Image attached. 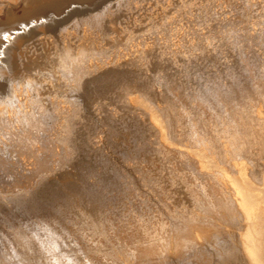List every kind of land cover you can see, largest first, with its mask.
<instances>
[{"label":"rangeland","instance_id":"1","mask_svg":"<svg viewBox=\"0 0 264 264\" xmlns=\"http://www.w3.org/2000/svg\"><path fill=\"white\" fill-rule=\"evenodd\" d=\"M85 3L72 2L60 15L48 12L46 17L53 13L54 18H58L67 8ZM107 3L112 5L109 15L114 18L111 24L104 22L88 28L80 23L69 29L67 34L56 38V44H53V47L70 53L74 60L84 61L83 67L91 70L85 83V95L80 96L83 103H63V95L68 94L64 82H59V85L56 81L52 87L39 83L35 86L31 82L33 86L29 85V71L28 75L25 73L28 79L24 77L28 63L42 48L37 38L45 33H35V30L44 27L50 20L23 24L11 34L13 41L6 42L2 47V50L11 48L9 53L0 54V58L7 60L2 67L18 69L11 75L16 78L13 93L8 78L3 80L5 85L1 90L3 88L6 92L2 90L3 96L12 98L15 90L21 87L11 102L7 103L9 96L0 99L2 264L18 261L14 256L17 253L11 247L9 249L12 243H16L15 247H24L22 254L27 253L24 256L26 259L35 251L37 259L33 257L34 254L29 257L34 258L35 262L41 259L39 262L42 264H49L47 258H52L46 255L49 252L50 255L58 254L63 258L64 253L71 254L74 257L72 264H96L97 261V264H120L127 255H132L131 260L137 263V244L138 247L140 243V246L142 243L148 246L158 236L159 239H168L171 245L169 247L167 243V247L172 252L176 250L178 255L182 252L178 250L184 247L187 249H183V252H193L194 247L197 252L194 250L196 253H190L191 256L181 253L189 258L187 261L182 255V261L175 257V252L172 254L167 248L160 249L162 252H156H160L157 258L154 254L150 257L156 262L149 258L151 261L148 259L147 264H183L186 261L188 264H206L207 261L209 264H220L218 261L228 264L216 255L213 238L207 239L211 240V246L207 240H199L195 228L187 223L194 219L188 217L189 206L187 204L184 207L186 196L185 199L181 198V194H195L194 188H198L197 182L194 185L193 181L197 170L192 169L184 161L185 158L174 155V152H171L172 155L163 147L148 109L133 102L132 98L144 100L161 117H165L179 133V137L177 134L173 137L179 142L204 149L223 164L229 158L231 161L253 162L255 155L264 152V0H108ZM21 36L24 37L15 41ZM34 43H38V46ZM19 82L24 85L19 84L16 88ZM25 84L35 87L37 93L39 89H44L39 92L38 98L37 93L33 95V88H28L33 92V103H29L31 98L25 95L31 92H25L24 89L28 87ZM9 92L12 95L7 94ZM17 96L19 99L23 97V101L16 103ZM10 108L13 109L12 113L8 112ZM27 115L32 119L31 123ZM183 177H187L185 183L181 182ZM186 182L189 184L186 185ZM178 186L179 189L176 188ZM181 187L189 188L190 191L192 189L193 192L188 193V190L185 193ZM201 198V202L206 204L208 197L202 195ZM165 202H169L168 205ZM173 218L178 219L171 231V222H176ZM167 221L170 223L167 224ZM183 222L194 230L188 232L189 227H185ZM165 223L166 226H163ZM219 224H225L221 226L222 230L227 226L229 229L224 232L216 228L217 234L224 232L227 235L231 230L235 231L234 227H229L232 224ZM178 225L182 230L185 227L186 231H178ZM164 228L175 234L167 232V235L168 230ZM213 232L216 234V230ZM177 234L181 236L182 242L178 240ZM190 234L193 243L187 242L190 238L187 235ZM168 236H173L175 241L169 240ZM176 240L179 241L177 246L174 245ZM183 240L192 244L193 248L184 245ZM49 243L52 247L48 246ZM46 245L49 247L47 250ZM64 245L67 250L69 246L70 251ZM117 247L125 254L127 251L130 253L119 254ZM26 248L27 252L24 250ZM226 248L233 250L235 247L228 244ZM71 249L75 250L74 254ZM166 250L168 252H163ZM234 250L237 251V248ZM40 251L45 255H40ZM198 255H201L200 261L198 259L201 263H196L192 257ZM63 258L60 260L68 264ZM88 259H91L88 261L91 263L86 261Z\"/></svg>","mask_w":264,"mask_h":264},{"label":"bare ground","instance_id":"2","mask_svg":"<svg viewBox=\"0 0 264 264\" xmlns=\"http://www.w3.org/2000/svg\"><path fill=\"white\" fill-rule=\"evenodd\" d=\"M87 2L85 3L84 5H75V6H72L70 7L69 9L67 8L66 12L59 16L61 12L64 11V9L69 6L72 2ZM108 0H96V1H93V0H0V54H5V53H9L11 48H8L6 50H2V47L3 45L10 41L12 42L13 39L10 37L11 34H14L13 32L18 30L17 28L20 27L23 25V24H29L31 22H34V21H38V20H50V22H48L47 24H45L44 27H41V28H38L37 30H35L36 32L35 33H40L43 31V33H45V35L41 34L42 36H38L39 38V43H41L42 45H39L41 46L40 48V51L37 52V54L33 53V55L35 54V57H33L29 62L26 61L28 63V70H26L25 73H27V71H29V73H27V75L29 74L30 75V78L31 81L29 83L32 84L31 82H33V84L36 86L37 83L39 84H42V85H49L50 87H52L53 84H55L54 82H61V83H65L66 87V91L68 92V94H64L63 95V100H65L63 103H83L82 102V99L80 98L81 95H85V83L88 79V76H89V73L91 70H87L86 67H83V63L84 61L82 60H74L72 57H71V54L66 52L65 50H62V49H58L56 48V46L53 47V44L55 45L56 44V40L58 38H60V36L64 35V34H67L68 30L73 28V27H76L78 24L82 23V24H85L88 28H92L94 26H99L101 25L102 23L104 22H107L108 24H111L113 21V18L114 16L112 15H109L110 14V11H111V8H112V5L110 3H107ZM118 2V1H117ZM48 12H53V13H57L59 14L58 15V18H54V15L53 13H51V15L49 14L48 17L47 14ZM108 19H106V16H108ZM30 20V21H29ZM28 21V22H27ZM71 21V24L69 25L68 22ZM25 22V23H24ZM25 27V26H24ZM26 28V27H25ZM7 33H9V36L7 35ZM34 33V32H33ZM34 33V34H35ZM5 34H6V37L7 39H5ZM32 33L28 34V36H30ZM22 37L24 36H21L19 37L18 39H16L15 41H19ZM57 38V39H56ZM35 41V40H33ZM38 41V40H37ZM36 44V43H34ZM38 44V43H37ZM36 44V46H38ZM35 46V47H36ZM39 48V47H38ZM37 50V49H36ZM35 51V49H34ZM38 51V50H37ZM7 60H4L3 58H0V90H1V87H3L5 84L3 83V80L4 79H7L9 80L10 82V89L12 90V93L14 92L13 90V86L14 83L16 82L14 77H11V75L13 76V71H15L14 73H16V69L13 70V68L11 66H9L8 68H3L2 65L6 62ZM26 64V63H24ZM27 65V64H26ZM88 65V64H87ZM20 66H23L20 65ZM25 66V65H24ZM19 68V67H18ZM22 68V67H20ZM25 68H27L25 66ZM18 70V69H17ZM22 72V73H23ZM21 73V72H20ZM19 74V73H18ZM27 75L25 74L24 77L25 79L27 80L28 77ZM16 76V74H15ZM18 76V75H17ZM21 77V76H19ZM57 77V79H56ZM10 78L12 79V81H10ZM18 78V77H17ZM22 78V77H21ZM20 79V78H19ZM24 79V80H25ZM19 81V80H18ZM27 82V81H25ZM35 82V83H34ZM59 83V85L61 84ZM22 85L23 83H16V88L18 87V85ZM32 84V85H33ZM37 84V85H39ZM24 85V84H23ZM26 85V84H25ZM33 85V86H34ZM28 86V85H26ZM25 86V88H26ZM7 87V86H6ZM13 87V88H12ZM37 87H41V86H37ZM36 87V88H37ZM20 88V89H19ZM18 89L21 91V87H19ZM28 88H33V87H27L25 92L27 91H31L30 89L28 90ZM42 88V87H41ZM45 88V87H43ZM15 89V88H14ZM17 90H15V92L17 93ZM3 90V88H2ZM1 90V91H2ZM8 89V91H11ZM22 90H23V86H22ZM33 91L35 90V87L32 89ZM40 91L42 89H39ZM46 90V89H45ZM0 91V99L1 98H5L9 95H4L3 96V91L5 92V90H3L2 92ZM39 91V92H40ZM44 91V89L42 90ZM24 92V94H25ZM39 92L37 93V89L36 91H34V94L35 95L37 93L38 95V98L40 97L39 96ZM6 93V92H5ZM4 93V94H5ZM11 92L7 93V94H11ZM16 93L14 95H12V98L13 96H16ZM33 93L32 91L25 95H27L28 99H26L25 101L30 103H33L34 101V96H32ZM18 94V93H17ZM20 94V93H19ZM22 94V93H21ZM24 94H22V96H25ZM31 94V95H30ZM36 95V96H37ZM20 96V95H19ZM17 96V98L19 97ZM21 96V97H22ZM32 96V97H31ZM26 97V98H27ZM10 96H9V100L7 101V103L11 102V99ZM23 98V97H22ZM18 98L17 101H15L16 103H20L22 100ZM25 98V97H24ZM36 98V97H35ZM37 98V99H38ZM15 99V98H14ZM13 99V101H14ZM33 99V101H32ZM2 100V99H1ZM0 100V101H1ZM23 101V100H22ZM132 101L143 106L144 108L148 109V112H149V115H150V118L154 124V126L156 127L158 133H159V137L161 138V142H162V145L163 147H166V150L168 149L169 150V153L171 152H174V155H178L179 157L181 158H185L184 161L193 169H196L197 170V174H195V180H191L194 182V185H195V181L197 182L196 183V186L198 189H195L194 188V191H195V194L192 195L191 194H184L180 197L181 198H184L186 196V204H184V207H186L185 205L188 204L189 206V209H188V217L189 216H192V218L194 220L192 221H189L187 223L191 224V226H193L197 232V235H199V240L202 238V239H212L213 238V242L215 244V249L217 250V253L216 255L218 254L219 255V258L222 259V262H228V264H240V262H244L243 264H264V152L263 154H260V155H255L253 158V162H250L249 160H233L231 161V159L229 158L227 161L226 164H223L221 163V161H219L217 158H215L214 156H212L209 152H207L206 150L204 149H199V148H194V147H191L189 146L188 144H184V143H181L179 142V140H176L174 139L173 137H176V134L178 135L179 133L176 131V129L174 128L173 125H171V123L167 122V120L165 119V117H161V115L153 110L152 108H150L146 102L144 100H141L139 99L138 97H133L132 98ZM14 102V103H15ZM13 103V102H12ZM25 103V102H23ZM35 103V102H34ZM14 106H12L13 108ZM12 108H10L11 110H8V112L10 111L12 113ZM16 109V108H14ZM19 113V112H18ZM26 114V113H25ZM28 114V113H27ZM16 116V115H15ZM20 117V113L18 115ZM25 116V115H24ZM22 117V116H21ZM26 117V116H25ZM17 118V117H16ZM27 118L29 119L28 115H27ZM26 118V119H27ZM32 120L31 118L29 119V121ZM28 121V122H29ZM6 122V121H5ZM20 123V120L18 121ZM22 122V121H21ZM27 122V121H25ZM24 122V123H25ZM27 122V123H28ZM31 123V121L29 122ZM35 123V122H34ZM38 123V122H37ZM18 125V124H17ZM22 125V123L20 124ZM25 125V124H24ZM30 125V124H29ZM34 126V125H33ZM32 126V127H33ZM37 126V124L35 125ZM13 127V126H12ZM16 127V126H15ZM24 127V126H23ZM22 130V128H21ZM24 131V130H22ZM177 132V133H176ZM12 133V132H11ZM179 137V135L177 136ZM29 142V141H27ZM21 143V142H20ZM12 144V143H11ZM13 145V144H12ZM11 146V145H10ZM14 147V145H13ZM8 148V147H6ZM167 152V151H165ZM176 153V154H175ZM173 155V153H171ZM166 157V156H165ZM176 157V156H175ZM168 158V157H167ZM167 158H165V160H167ZM174 158V157H173ZM180 158V159H181ZM176 159H179L178 157ZM168 161V160H167ZM174 161V160H172ZM182 161V160H181ZM169 162V161H168ZM183 162V166L185 165ZM167 162H165L166 164ZM171 163V161L169 162ZM168 163V164H169ZM173 163V162H172ZM178 163V162H177ZM180 163V162H179ZM178 163V164H179ZM176 164V163H175ZM177 164V165H178ZM172 165V164H170ZM187 165V167H188ZM169 166V165H168ZM167 166V167H168ZM179 166V165H178ZM181 166V165H180ZM176 167V165H175ZM182 167V166H181ZM186 167V166H185ZM189 167V168H190ZM177 168V167H176ZM190 168V169H191ZM168 168H165V170H167ZM171 169V168H170ZM174 169V168H173ZM172 169V170H173ZM181 169V168H180ZM179 169V171H180ZM191 169V170H192ZM176 170V169H175ZM185 170V169H184ZM196 170H194L196 172ZM174 171V170H173ZM178 171V170H176ZM170 172V171H169ZM190 172V171H189ZM173 173V172H172ZM175 173V172H174ZM173 173V174H174ZM180 173V172H179ZM184 173V172H183ZM194 173V172H193ZM167 174H168V171H167ZM177 174V173H175ZM174 174V175H175ZM181 174V173H180ZM25 175V174H24ZM119 175V174H118ZM184 175V174H183ZM186 175V174H185ZM188 175V174H187ZM191 175V174H190ZM121 176V175H120ZM178 176V175H176ZM191 177V176H190ZM177 178V177H176ZM180 178V177H179ZM187 177H185L186 179ZM181 179V178H180ZM184 179V177H183ZM181 182H184L187 180L184 179V181ZM199 179H201L199 181ZM178 180V179H177ZM189 180V179H188ZM190 181V180H189ZM188 181V182H189ZM180 182V181H179ZM181 182H180V185H181ZM186 182V185L187 183ZM199 182V183H198ZM192 183V182H190ZM189 184V183H188ZM193 185V183H192ZM190 186V185H189ZM188 186V187H189ZM192 187V186H191ZM176 188H180L179 186L176 187ZM183 188V187H181ZM177 189V191H179ZM185 193L186 191L188 192L189 188L186 189V188H183ZM191 189V188H190ZM167 192V191H166ZM193 192L192 189L191 191L189 190L188 193H191ZM170 193V192H169ZM182 193V192H180ZM198 193V194H197ZM207 196L208 197V200H209V204L207 203L208 200H204L206 202L205 203H202V195ZM171 195V193H170ZM172 196V195H171ZM173 196H177L176 195H173ZM172 198V197H171ZM179 198V197H178ZM185 199V198H184ZM183 199V200H184ZM167 200V198H166ZM173 200V198H172ZM179 200V199H178ZM169 201V199H168ZM175 201V200H174ZM173 202V201H172ZM185 201H182V203H184ZM201 202V203H200ZM168 205L169 202H165L164 204ZM180 203V202H179ZM174 204V203H173ZM205 204V205H204ZM172 205V204H171ZM175 205V204H174ZM173 205V207H174ZM178 206V205H177ZM182 206V204H181ZM187 206V207H188ZM98 207V206H97ZM97 207H94V208H97ZM167 207V206H165ZM92 208V209H94ZM99 208V207H98ZM97 208V210H99ZM172 208V207H171ZM91 209V210H92ZM101 209V208H100ZM168 209V208H165V210ZM180 209V208H179ZM184 209V208H182ZM191 209V210H190ZM170 210V209H169ZM167 210V212L169 211ZM172 210V209H171ZM177 210V209H176ZM175 210V211H176ZM185 210V209H184ZM183 210V211H184ZM187 210V208H186ZM93 211V210H92ZM173 211V210H172ZM90 212V210H89ZM94 212V211H93ZM92 212V213H93ZM98 212V211H97ZM170 212V211H169ZM178 212V210L176 211ZM181 212V211H180ZM179 212V214H180ZM186 211H184L185 213ZM91 213V212H90ZM95 213V212H94ZM99 213V212H98ZM101 213V211H100ZM171 213V212H170ZM174 213V212H173ZM183 213V212H182ZM183 213V214H184ZM89 214V213H86V215ZM172 214V213H171ZM177 214V213H176ZM182 214V215H183ZM90 215V214H89ZM170 215V214H169ZM175 215V213H174ZM185 216L186 219H189ZM93 215H91L92 217ZM95 216H97L95 214ZM94 216V217H95ZM89 217V216H88ZM98 217V216H97ZM95 217V218H97ZM173 217V216H172ZM99 218V217H98ZM103 219V218H102ZM101 219V220H102ZM174 219V218H173ZM172 219V220H173ZM178 218H175L174 220H176ZM191 219V218H190ZM197 221H196V220ZM167 220V219H166ZM165 220V221H166ZM171 220V221H172ZM103 221V220H102ZM116 221V220H115ZM105 222V221H104ZM113 222V221H112ZM154 222V221H153ZM219 222H223V223H228L227 225H230L229 227H234L235 231H232L231 232H226L227 235L224 233L225 230H227L228 226L226 228H224L222 230V227L221 226H225V224L221 225L219 224ZM155 223V222H154ZM170 222L167 221V224H169ZM181 223V222H180ZM179 223V224H180ZM218 223V224H217ZM108 224V223H107ZM106 224V225H107ZM110 224V222H109ZM112 224V223H111ZM119 225V223H117ZM124 224V223H123ZM153 224V223H152ZM184 224V222H183ZM219 225L221 227H216L217 225ZM114 225V223H113ZM125 225V224H124ZM155 225V224H154ZM171 225H172V228H171V231H173V228L177 225V220L176 222L175 221H172L171 222ZM181 225V224H180ZM187 224H184L185 227ZM115 226V225H114ZM112 226V227H114ZM150 226V225H148ZM163 226H166V223L165 225ZM169 226V225H168ZM167 226V227H168ZM179 226V225H178ZM183 226V225H182ZM183 226V227H184ZM191 226H188L189 230L187 229V231L189 232L191 229L190 227ZM109 227V226H108ZM111 227V226H110ZM130 227V226H129ZM144 227H146V225H144ZM180 229L178 231H182L185 230L183 228L182 230V227L179 226ZM105 228V227H104ZM107 228V227H106ZM116 228V227H115ZM124 228V226H123ZM131 228V227H130ZM137 228V227H136ZM139 228V227H138ZM153 228V227H152ZM169 228V227H168ZM169 228V229H170ZM194 228L192 230H194ZM219 228V230L221 231H224V232H221V231H218L224 234H217V229ZM114 229V228H112ZM117 229V228H116ZM147 229V228H146ZM149 230H152L150 228H148ZM156 229V225H155V228ZM161 229V228H160ZM168 231H166V230ZM169 229L167 228H164V230L167 232H170ZM176 229V228H175ZM229 229V228H228ZM232 229V228H230ZM134 230V229H133ZM141 230V229H140ZM148 230V231H149ZM158 230V229H157ZM177 230V229H176ZM175 230V231H176ZM216 230V234H214L213 231ZM154 231V230H152ZM162 231V230H161ZM177 231V232H178ZM186 231V230H185ZM144 232V231H142ZM151 232V231H150ZM149 232V233H150ZM158 232V231H157ZM164 232V231H163ZM176 232V233H177ZM181 232V233H182ZM193 232V231H192ZM191 232V233H192ZM173 232H170L169 234H172ZM179 233V232H178ZM180 233V234H181ZM213 233V234H212ZM93 234V233H92ZM127 234V233H126ZM153 234V233H152ZM158 234V233H157ZM175 233H173L172 235H174ZM185 234H187L185 232ZM194 234H196L194 232ZM193 234V235H194ZM229 234V235H228ZM129 235V234H127ZM140 235V234H139ZM146 235V233H145ZM156 235V234H155ZM158 235H161V234H158ZM164 235V234H163ZM162 235V237H163ZM168 235V233H167ZM197 235L194 237H197ZM92 236V235H91ZM135 236V235H134ZM149 236V235H148ZM179 236L180 235H176ZM176 236H174L176 238ZM184 236V234H183ZM182 236V239H184ZM187 236H190V238H188ZM185 235V237H187L189 240L191 239V234L190 235ZM140 237V236H138ZM150 237V236H149ZM147 237V238H149ZM156 237V236H155ZM166 237V236H165ZM169 237V236H168ZM167 237V238H168ZM173 237V236H172ZM172 237L169 239V240H174L172 239ZM181 237V236H180ZM120 238V237H119ZM125 238V237H124ZM141 238V237H140ZM145 238V237H144ZM152 238H153V235H152ZM157 238V237H156ZM155 238V239H156ZM193 238V237H192ZM196 238V239H198ZM97 239V238H96ZM143 239V238H142ZM150 239V238H149ZM158 239H159V236H158ZM156 239L155 242H153L152 244L150 243L148 246H144L143 243L142 245L140 246L139 244V247H138V244H137V247L135 251L136 254H137V257L135 259L138 260V262H134L131 260L130 256L132 255H127L128 253H130L129 251H125L127 254L123 253V251L119 252L120 253H123L127 256H124V258L121 256V258H123V260L119 257L118 259L119 260H122L121 262L124 261V264H145L146 261L154 254V256L157 258L158 254H160V252H162L160 249H164L167 248V243L170 247V241L168 242L166 239L164 238H160L159 240ZM177 239V238H176ZM120 240V239H119ZM141 240V239H140ZM148 240V239H147ZM146 240V241H147ZM178 240L181 241V239L179 238ZM174 242L173 244L175 246H177V241ZM186 240V239H185ZM183 240V244L184 245H188V246H193L192 244L189 245L187 242H191V240H187V242ZM204 240V241H205ZM154 241V240H151V242ZM167 241V242H166ZM175 241V240H174ZM184 241L186 242V244L184 243ZM193 241V240H192ZM198 241V240H197ZM208 241V244L211 246V244L209 243L210 241ZM125 242H128V241H125ZM150 241H148L149 243ZM194 242V241H193ZM191 242V243H193ZM196 242V241H195ZM206 242V241H205ZM230 242V243H229ZM25 243V242H24ZM104 243V242H103ZM101 243V244H103ZM122 243V242H121ZM120 243V244H121ZM133 243V242H132ZM147 243V242H146ZM179 243V241H178ZM212 243V242H211ZM123 244V243H122ZM128 244V245H127ZM126 244V247L129 246V243ZM166 244V245H165ZM182 244V243H180ZM179 244V245H180ZM196 244V243H195ZM228 244H231L232 245V248H237V251L236 250H232V249H227L226 248V245L228 247ZM13 245V246H12ZM11 246H9V249L11 247V249L16 252L17 254H15V258H17V262L15 263H8L6 262L5 264H42L40 263L39 261L35 262V259H37L35 256V251L34 253L32 252L33 249H30L32 250V254H34L33 257L34 258H30L29 256H32V254L28 256V259H26L23 255L24 253L22 252L23 248L21 249L20 246L18 247H15L14 243H12ZM23 245V244H22ZM106 245V244H105ZM25 246V245H24ZM30 246V245H29ZM34 246V245H33ZM49 247H52L51 246V243H49L48 245ZM47 245L45 247L46 250L49 248ZM65 246V245H64ZM99 246V245H98ZM107 246V245H106ZM105 246V247H106ZM166 246V247H165ZM173 246V245H172ZM197 246V244H196ZM8 247V246H7ZM122 247V246H121ZM124 247V248H126ZM179 247V246H178ZM178 247H173L174 249H177ZM183 247V245H182ZM181 247V248H182ZM213 247V245H212ZM230 247V246H229ZM30 248V247H29ZM28 248V249H29ZM31 248H33L31 246ZM40 248V247H39ZM61 248V247H60ZM66 250H67V246H65ZM64 248V249H65ZM99 248H102V247H98ZM172 248V249H173ZM180 248V247H179ZM190 248V247H189ZM193 248V247H192ZM198 248V247H197ZM35 249V248H34ZM38 249V248H37ZM38 253H39V250H37ZM45 249V248H44ZM51 249V248H50ZM54 249V248H53ZM51 249V250H53ZM58 249V246L57 248ZM62 249V248H61ZM96 249V248H95ZM106 249V248H105ZM108 249V248H107ZM116 249V248H115ZM117 249V250H118ZM132 249V247H131ZM184 250L187 249V247L183 248ZM183 249L181 250H178L179 251H182L181 253H184L183 252ZM199 249V248H198ZM227 249V250H226ZM25 252H27V248L24 249ZM43 250V249H42ZM72 250V249H71ZM83 250V249H82ZM109 250V249H108ZM112 250V249H111ZM118 250V251H119ZM125 250V249H123ZM127 250V249H126ZM192 251L191 249H188V251ZM194 250H196L197 252V249L194 247ZM193 250V252H185V256L189 253H196L195 251ZM204 250V249H203ZM203 250H199V251H203ZM214 250V248L212 249ZM29 251V250H28ZM50 251V250H48ZM47 251V252H48ZM57 251V250H56ZM55 251V252H56ZM60 250H58L59 252ZM67 251H70L69 249V246H68V250ZM73 251V250H72ZM72 251L70 253H72ZM75 251V250H74ZM74 251H73V254H74ZM99 251V250H98ZM106 251V250H105ZM160 251L158 254L156 252ZM174 251V250H173ZM198 251L197 254H199L200 252ZM207 252V250H204ZM5 252V251H4ZM8 252V251H7ZM10 252V251H9ZM42 252V254L40 255H45V250L43 253V251H40ZM57 252V253H58ZM62 253H64V250L62 251ZM85 252V250H84ZM87 252V251H86ZM91 252V251H90ZM93 252V251H92ZM104 252V251H103ZM113 252V251H112ZM133 252V251H132ZM131 252V253H132ZM163 252H168L167 250L166 251H163ZM169 252H171L172 254H174V252L177 254H175V257H178L179 259L181 258V253L180 255H178V253L176 252V250L174 252H172V250L170 251L169 249ZM214 252V251H213ZM212 252V254H213ZM23 253V254H22ZM37 253V254H38ZM52 253V252H51ZM54 253V251H53ZM60 253V254H62ZM69 253V252H68ZM83 253V252H82ZM105 253V252H104ZM109 253V252H108ZM117 253V251H116ZM156 253V255H155ZM205 253V252H204ZM215 253V252H214ZM4 254H7L6 252ZM83 254H88V253H83ZM82 254V255H83ZM110 254V253H109ZM118 254V253H117ZM116 254V255H117ZM118 254V255H119ZM121 254V255H123ZM133 254V253H132ZM190 254V256H191ZM203 254V253H202ZM206 254V253H205ZM39 255V254H38ZM46 255H49L48 257H52L53 258V262L52 264H67V263H64V261L60 258H63V257H60L62 255H50V252L49 254H46ZM80 255V254H79ZM92 255V254H91ZM115 255V254H114ZM113 255V257H114ZM163 255V253H162ZM194 255V254H193ZM196 255V254H195ZM208 255V254H207ZM206 255V256H207ZM210 255V253H209ZM215 255V254H214ZM213 255V256H214ZM215 255V257H216ZM64 256L66 261H68V264L70 262V264H72L71 262H73V258H72V255L71 254H67L65 255L64 253ZM75 256V255H74ZM77 256V255H76ZM81 256V255H80ZM79 256V258H80ZM86 256V255H83V257ZM133 256L135 257V255L133 254ZM164 256V255H163ZM184 256V255H183ZM184 256V257H185ZM199 256L201 258V255H198V257L196 256H192L194 257L195 259V262L196 263H201L199 262L200 259H199ZM212 256V255H211ZM1 257L0 256V264H2V262H4L3 260H1ZM46 257V256H45ZM90 257V256H89ZM94 257V256H93ZM117 257V256H116ZM132 257V258H134ZM161 257V255L159 256ZM196 257V258H195ZM208 257V256H207ZM206 257V258H207ZM51 258V259H52ZM76 258V257H75ZM78 258V256H77ZM76 258V259H77ZM153 258V257H152ZM152 258H150L152 260ZM162 258V257H161ZM161 258H160V261H161ZM187 258V261H189V258L188 256L185 257ZM203 258V257H202ZM209 258V257H208ZM211 258V257H210ZM214 258V257H213ZM218 258V257H217ZM50 258L48 259L47 258V261H49V264L52 262H50L51 260ZM93 259V258H92ZM108 259V258H107ZM116 259V258H115ZM149 259V260H150ZM184 260V258H181V260ZM190 259H192L190 257ZM199 259V261H198ZM78 260V259H77ZM91 259H88L86 260L87 262L90 261ZM117 260V259H116ZM119 260H117V262H120ZM148 260V261H149ZM150 260V261H151ZM153 260H155L153 258ZM180 260V261H181ZM182 260V261H183ZM186 260V259H185ZM202 260V259H201ZM210 260V259H208ZM213 259L211 258V261ZM43 261V260H42ZM46 261V260H44ZM159 261V262H160ZM186 261V262H187ZM204 261H205V256H204ZM210 261V263H211ZM217 261V260H216ZM215 261V262H216ZM39 262V263H38ZM76 262V260H75ZM78 262V261H77ZM81 262V260H80ZM98 262V261H97ZM96 262V264H97ZM102 262V261H101ZM113 262V261H112ZM116 262V261H115ZM120 262V264H121ZM156 262V260L154 261ZM179 262V260H178ZM183 263V264H188V263ZM194 262V263H195ZM209 261H207L206 264H209L208 263ZM213 262V261H212ZM88 263H91V262H88ZM103 263V262H102ZM109 263V262H108ZM149 263V262H148ZM153 263V262H151ZM182 263V262H181ZM179 263V264H181ZM193 263V262H192ZM205 263V262H204ZM203 263V264H204ZM217 263V262H216ZM214 263V264H216ZM218 263L221 264V262L218 261ZM45 264V263H44ZM48 264V263H47ZM74 264V263H73ZM77 264V263H76ZM78 264H80L78 262ZM82 264V262H81ZM85 264V262H84ZM87 264V263H86ZM93 264V263H91ZM105 264V262L103 263ZM114 264V263H112ZM117 264V263H116ZM123 264V263H122ZM147 264V263H146ZM154 264V263H153ZM155 264H160V263H155ZM163 264V262H162ZM213 264V263H211ZM226 264V263H224Z\"/></svg>","mask_w":264,"mask_h":264},{"label":"snow or ice","instance_id":"3","mask_svg":"<svg viewBox=\"0 0 264 264\" xmlns=\"http://www.w3.org/2000/svg\"><path fill=\"white\" fill-rule=\"evenodd\" d=\"M5 39H7V37L5 36Z\"/></svg>","mask_w":264,"mask_h":264}]
</instances>
